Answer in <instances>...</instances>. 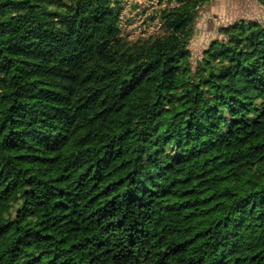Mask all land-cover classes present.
Listing matches in <instances>:
<instances>
[{
  "label": "trees",
  "instance_id": "obj_1",
  "mask_svg": "<svg viewBox=\"0 0 264 264\" xmlns=\"http://www.w3.org/2000/svg\"><path fill=\"white\" fill-rule=\"evenodd\" d=\"M156 1L0 0V264H264V18Z\"/></svg>",
  "mask_w": 264,
  "mask_h": 264
},
{
  "label": "rangeland",
  "instance_id": "obj_2",
  "mask_svg": "<svg viewBox=\"0 0 264 264\" xmlns=\"http://www.w3.org/2000/svg\"><path fill=\"white\" fill-rule=\"evenodd\" d=\"M123 5L121 24L124 34L136 38L162 31L159 20L151 18L155 7H159L156 0H123ZM239 18L263 19L264 6L260 0H208L195 24V35L190 44L192 60L201 58L210 41L220 36L221 25Z\"/></svg>",
  "mask_w": 264,
  "mask_h": 264
}]
</instances>
